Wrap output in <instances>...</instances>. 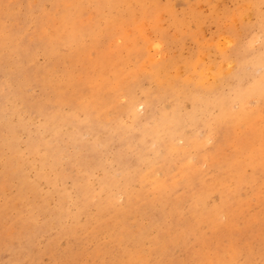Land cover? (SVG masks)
<instances>
[{
    "label": "rangeland",
    "instance_id": "obj_1",
    "mask_svg": "<svg viewBox=\"0 0 264 264\" xmlns=\"http://www.w3.org/2000/svg\"><path fill=\"white\" fill-rule=\"evenodd\" d=\"M263 160L264 0H0V264H264Z\"/></svg>",
    "mask_w": 264,
    "mask_h": 264
},
{
    "label": "bare ground",
    "instance_id": "obj_2",
    "mask_svg": "<svg viewBox=\"0 0 264 264\" xmlns=\"http://www.w3.org/2000/svg\"><path fill=\"white\" fill-rule=\"evenodd\" d=\"M105 4H106V2H105ZM103 5H104V3H103ZM107 20H108V19H107ZM107 20H106V21H107ZM99 21H100V20H99ZM111 23H112V22H111ZM98 26H99V24H98ZM46 32H47V31H46ZM248 42H249V41H248ZM226 43H227V44H230L231 42H230V41H227ZM226 43H225V44H226ZM233 43H234V42H233ZM151 47H152V46H151ZM198 49H199V48H198ZM159 52H160V51H159ZM59 58H60V57H59ZM228 59H229V58H228ZM54 64H55V63H54ZM29 66H30V65H29ZM31 66H32V65H31ZM23 67H24V66H23ZM32 67H33V66H32ZM33 68H34V67H33ZM24 69H25V68H24ZM150 71H151V70H150ZM152 71H153V70H152ZM36 72H37V70H36ZM153 73H154V72H153ZM24 77H25V76H24ZM200 78H201V76H200ZM116 80H117V79H116ZM132 81H133V80H132ZM179 87H180V86H179ZM181 91H182V90H181ZM122 92H123V91H122ZM188 93H189V92H188ZM244 94H245V93L242 92V93L238 96V104H239V102H240V104H241L242 101L245 102V100L247 99V98L245 99ZM190 95H191V94H190ZM258 96H259V95H258ZM213 97H214V96H213ZM132 98H133V97H132ZM133 99H134V98H133ZM133 99H132V100H133ZM208 99H210V98H208ZM208 99H207V101H208ZM217 99H218V98H217ZM248 99H250V98H248ZM248 99H247V100H248ZM129 100H130V99H129ZM149 100H150V99H149ZM201 100H202V99H201ZM205 100H206V97H205ZM133 101H136V100H133ZM143 101H144V100H143ZM199 101H200V100H199ZM203 101H204V100H203ZM211 101H212V100H211ZM226 101H227V100H226ZM129 102H130V101H129ZM131 102H132V101H131ZM139 102H140V101H139ZM204 102H205V101H204ZM231 102H232V101H231ZM234 102H235V101H234ZM234 102H232V103L230 104V106H231ZM244 102H243V103H244ZM262 102H263V101H262ZM28 103H29V101H28ZM132 103H134V102H132ZM137 103H138V102H137ZM199 103H200V102H199ZM202 103H203V102H202ZM202 103H200V105H201ZM243 103H242V104H243ZM115 104H116V103H115ZM205 104L207 105V103H204V106H205ZM208 104H210V103H208ZM226 105H227V104H226ZM137 106L140 107V108H143V109L146 108V107H147V108H150V110L152 109V108H151L152 105H149L148 103L145 104V103H141V102H140L139 104L136 105V107H137ZM230 106H228V107H230ZM133 107H134V106H133ZM133 107H131V108H133ZM147 108H146V109H147ZM197 108H198V107H197ZM202 108H203V107H202ZM28 109H29V108H28ZM134 109H135V108H134ZM203 109H204V108H203ZM228 109H229V108H228ZM230 109H231V108H230ZM242 109L244 110V108H242ZM126 110H127V109H126ZM126 110H125V111H126ZM152 110H153V109H152ZM130 111H131V110H130ZM133 111H134V110H133ZM144 111H145V110H144ZM136 112L138 113L137 110H136ZM133 113H134V112H133ZM133 113H132V114H133ZM128 114H129V112H128ZM130 114H131V113H130ZM160 114H161V113H160ZM179 114H181V113H179ZM225 114H226V113H225ZM136 115H139V114H136ZM140 115H141V114H140ZM174 117H175V116H174ZM176 117H177V116H176ZM150 118H154V117L152 116V117H150ZM158 118H159V117H158ZM176 119H177V118H176ZM165 120H166V119H165ZM167 120H168V119H167ZM172 120H173V119H172ZM136 121H137V120H136ZM138 121H139V119H138ZM174 121H175V120H174ZM178 121H180V120L178 119ZM150 122H151V121H150ZM154 123H155V122H154ZM158 123H159V122H158ZM162 123H163V122H162ZM174 123H175V122H174ZM177 123H178V122H177ZM177 123H176V124H177ZM176 124H175V125H176ZM140 125H141V124H140ZM140 125L138 124L139 128H140ZM142 125L144 126V124H142ZM162 125H163V124H162ZM51 126H52V125H51ZM164 126H165V125H164ZM169 126H170V125H169ZM173 126H174V125H173ZM204 126H205V125H204ZM231 127H232V126H231ZM121 128H122V127H121ZM159 129L161 130V128H159ZM177 130H178V129H177ZM201 130H202V129H201ZM149 131H150V130H149ZM149 131H148V132H149ZM158 131H159V130H158ZM163 131H164V130H163ZM167 131H168V130H167ZM144 132H145V131H144ZM144 132H143V133H144ZM159 132L161 133L162 131H159ZM164 132H165V131H164ZM173 132H174V131H173ZM177 132H178V131H177ZM198 132H199V131H198ZM128 133H129V132H128ZM141 133H142V132H141ZM150 133H151V132H150ZM153 133H154V132H153ZM157 133H158V132H157ZM131 134H133V133H131ZM174 134H176V133L174 132ZM179 134H180V133H179ZM179 134H178V135H179ZM199 134H200V132H199ZM225 134H226V133H225ZM154 135H155V134H154ZM171 135H172V134H171ZM130 136H134V135H130ZM148 136H149V135H148ZM151 136H152V135H151ZM151 136H150V137H151ZM169 136H170V135H169ZM169 136H167V137L169 138ZM57 137H58V136H57ZM116 137H117V136H116ZM134 137H136V136H134ZM143 137L147 138L146 134H145V136L143 135ZM150 137H149V138H150ZM163 137H164V136H163ZM182 137H183V136L180 135V138H182ZM205 137H206V136H205ZM111 138H112V137H111ZM149 138H148V139H149ZM161 138H162V136H161ZM161 138H160V139H161ZM175 138H176V137H175ZM220 138H221V137H220ZM137 139H139V138H137ZM163 139H164V138H163ZM172 139H174V138H172ZM128 140H129V139H128ZM149 140H150V139H149ZM151 140H152V139H151ZM158 140H159V138H158ZM133 141H134V140H133ZM143 141L145 142V140H143ZM222 141H223V140H222ZM118 142H119V141H118ZM162 142H164V141H162ZM162 142H161V144H163ZM37 143H38V142H37ZM112 143H113V142H112ZM142 143H143V142H142ZM157 143H158V142H157ZM121 144H122V143H121ZM138 144H139V143H138ZM141 145H143V144H141ZM141 145H140V146H141ZM145 145H147V144H145ZM131 146H132V145H131ZM152 146H153V145H152ZM152 146H151V147H152ZM156 146H157V144H156ZM164 146H166V145H164ZM149 147H150V145L147 146L146 149H148ZM103 148H104V147H103ZM105 148H106V147H105ZM141 148H142V147H141ZM152 148H153V147H152ZM168 148H169V147H168ZM172 148H173V146H172ZM142 149H143V148H142ZM174 149L176 150V148H174ZM122 150H123V149H122ZM151 150H152V149H151ZM163 150H165V149H163ZM166 150H167V149H166ZM155 151H156V150H155ZM155 151H154V154H155ZM159 151H160V150H159ZM167 151H168V150H167ZM173 151H174V150H173ZM59 152H60V151H59ZM85 152H86V151H85ZM97 152H98V151H97ZM124 152H125V151H124ZM168 152H170V151H168ZM197 152H198V151H197ZM114 153H115V151H114ZM148 153H149V152H148ZM163 153H164V152H163ZM166 153H167V152H166ZM128 154H129V153H128ZM159 155H160V154H159ZM79 156H80V155H79ZM82 157H83V156H82ZM85 158H86V157H85ZM157 159H158V158H157ZM79 160H80V159H79ZM158 160H160V159H158ZM186 160H187V159H186ZM83 161H84V160H83ZM263 161H264V160H263ZM121 162H122V161H121ZM185 162H186V161H185ZM90 163H91V161H90ZM94 163H95V162H94ZM94 163H93V164H94ZM99 163H100V162H99ZM228 163H229V162H228ZM172 165H173V164H172ZM120 167H121V166H120ZM243 167H244V165H243ZM114 170H115V169H114ZM223 171H224V170H223ZM122 172H123V171H122ZM233 172H235V171H233ZM127 173H128V172H127ZM224 173H225V172H224ZM226 173H227V172H226ZM228 173H229V172H228ZM118 174H119V173H118ZM128 174H129V173H128ZM235 174H236V173H235ZM252 174H253V173H252ZM122 175H123V174H122ZM155 175H156V174H155ZM115 176H116V175H115ZM110 177H112V176H110ZM125 177H126V176H125ZM148 177H149V176H148ZM225 177H226V176H225ZM107 178H108V177H107ZM255 178H256V176H255ZM112 179H113V178H112ZM230 179H231V178H230ZM123 182H124V181H123ZM217 182H218V181H217ZM114 183H116V182H114ZM226 184H227V183H226ZM240 184H241V183H240ZM121 185H122V184H121ZM203 185H204V184H203ZM206 188H207V187H206ZM210 188H211V187H210ZM235 191H236V190H235ZM193 193H194V192H193ZM111 195H112V194H111ZM205 195H206V194H205ZM230 195H231V194H230ZM195 196H196V195H195ZM223 198H224V197H223ZM194 200H195V199H194ZM222 202H223V201H222ZM201 203H202V202H201ZM221 210H222V209H221ZM222 215H223V214H221V216H222Z\"/></svg>",
    "mask_w": 264,
    "mask_h": 264
}]
</instances>
